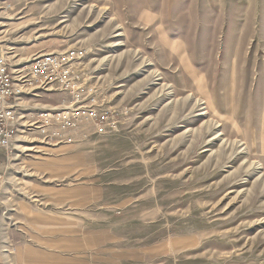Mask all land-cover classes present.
<instances>
[{
	"label": "rangeland",
	"instance_id": "1",
	"mask_svg": "<svg viewBox=\"0 0 264 264\" xmlns=\"http://www.w3.org/2000/svg\"><path fill=\"white\" fill-rule=\"evenodd\" d=\"M0 46L82 47L117 126L4 159L15 264H264V0H0Z\"/></svg>",
	"mask_w": 264,
	"mask_h": 264
},
{
	"label": "built area",
	"instance_id": "2",
	"mask_svg": "<svg viewBox=\"0 0 264 264\" xmlns=\"http://www.w3.org/2000/svg\"><path fill=\"white\" fill-rule=\"evenodd\" d=\"M10 55L0 46V220L7 171L3 161L16 151L20 138L36 134L54 145L84 126L117 129L113 115L103 108L98 87L90 82L82 47L37 54L23 63L13 62ZM50 92L66 99L56 107L33 104Z\"/></svg>",
	"mask_w": 264,
	"mask_h": 264
},
{
	"label": "crops",
	"instance_id": "3",
	"mask_svg": "<svg viewBox=\"0 0 264 264\" xmlns=\"http://www.w3.org/2000/svg\"><path fill=\"white\" fill-rule=\"evenodd\" d=\"M4 163V161H3ZM0 230H1V220H0ZM7 247L8 251H7V262H6V255H4V251H5V248ZM0 261H1V264H13V261H14V264L16 263V259L17 260H20V255L23 256V254H20L21 252L18 253V251H16L15 249H12L11 245H10V241L7 240V238L5 239L4 237L2 238L1 236V231H0ZM14 250V252H16V255L11 257V251ZM33 257H26V260L20 264H35V256L34 254H32Z\"/></svg>",
	"mask_w": 264,
	"mask_h": 264
},
{
	"label": "bare ground",
	"instance_id": "4",
	"mask_svg": "<svg viewBox=\"0 0 264 264\" xmlns=\"http://www.w3.org/2000/svg\"><path fill=\"white\" fill-rule=\"evenodd\" d=\"M21 148V147H20ZM23 150H26V148L25 149H23Z\"/></svg>",
	"mask_w": 264,
	"mask_h": 264
}]
</instances>
